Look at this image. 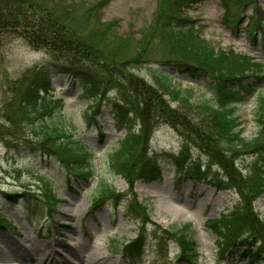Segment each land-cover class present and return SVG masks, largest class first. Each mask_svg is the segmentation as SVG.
<instances>
[{"label":"trees","instance_id":"obj_1","mask_svg":"<svg viewBox=\"0 0 264 264\" xmlns=\"http://www.w3.org/2000/svg\"><path fill=\"white\" fill-rule=\"evenodd\" d=\"M184 1L194 0H157L151 22L141 31L142 37L134 40L133 35L116 31L115 20H102L101 13L109 0H0V63L3 49L15 40H22L35 50L43 49L49 56L23 69L17 77L3 73L0 145L8 152L26 146L42 150L54 156L67 175L84 179L92 176L91 146L62 124L61 110L55 105L58 97L50 94L51 76L66 75L78 86V95L92 112L91 119L96 120L104 102L114 122L124 127L117 147L108 153V163L115 174L128 182L134 176L148 180L159 175L158 159L147 154L155 121L167 122L183 135V150L174 159L180 167L187 163L186 169L195 180L205 178L206 171L196 159L187 156L185 144L200 145L224 173L223 179L207 174L205 181L218 189L236 188L241 200L230 212L211 219L208 227L218 246L238 248L244 256L258 258L264 254V221L252 203L264 194V164L259 165L261 170L254 176L246 178L234 165V159L244 152L263 157L264 94L257 87L264 84V65L247 53L211 45L195 22L180 13ZM222 7L235 27L242 22L248 7L252 8V16L247 25L255 15L263 18L259 0H222ZM258 26L264 28L260 23ZM108 41L117 42L118 46L113 51L101 48L99 44ZM92 60L102 74L96 75L90 68ZM139 63L149 64L147 69L154 84L130 72L129 67ZM180 73L199 77L211 96L191 103L193 92L172 81ZM114 80L122 83L120 94L110 99L105 91ZM254 95L253 117L258 129L248 138L242 134L235 105ZM170 101L175 102L174 107ZM40 181L41 195L36 197L54 210L58 200L51 180L41 177ZM95 191L100 199L118 196L114 185L102 176ZM129 206L135 219H150L147 204L132 199ZM0 224L7 226L3 221ZM191 227L186 224L167 229L179 243L183 258L195 249L189 234ZM142 245L136 237L123 247L135 254Z\"/></svg>","mask_w":264,"mask_h":264},{"label":"rangeland","instance_id":"obj_2","mask_svg":"<svg viewBox=\"0 0 264 264\" xmlns=\"http://www.w3.org/2000/svg\"><path fill=\"white\" fill-rule=\"evenodd\" d=\"M259 3L263 18L255 15L247 25L252 16V8L248 7L238 27L225 15L222 0L184 1L180 13L192 19L201 35L215 48L247 53L264 65V28L258 26L259 23L264 25V0ZM156 5L157 0H109L101 18L115 20L118 33L133 35L136 40L142 37L141 31L151 22ZM99 45L106 51H113L118 43L108 41ZM2 54L0 86L4 72L14 78L23 69L49 58L43 49H32L22 40L8 44ZM97 62L92 60L90 68L100 75ZM148 65L139 63L129 70L154 84ZM172 81L193 92L189 97L191 103L211 96L199 77L180 73ZM50 83V94L58 97L59 102L55 105L61 110L62 124L91 146L92 176L84 179L67 175L63 165L42 150L26 146L8 152L0 145V220L9 227L0 224V236L4 237L0 238V246L5 251L20 246L28 259H15L13 264H38L35 262L40 256L38 247L50 251V260L60 264L65 259L70 264H79L77 255L71 252L73 249L79 252L81 249L86 255H97L98 259L102 258L100 264H264V254L253 258L244 256L238 248L227 250L225 246H218L208 222L230 212L241 200L236 188L218 189L214 183L205 181L207 174L223 179L224 173L200 145L185 144L187 156L196 159L206 171L205 178L195 180L186 169L189 168L187 163L180 167L174 159L183 150V135L171 124L155 121L147 142V154L158 159L159 175L148 180L134 176L128 182L115 174L108 163V153L117 147L124 127L114 122L106 103H102L94 121L85 99L78 95V86L66 75H52ZM121 84L117 80L110 82L106 97L119 96ZM257 88L264 94V84ZM170 104L175 106L174 101ZM235 106L243 136L253 137L258 129L253 117L256 95ZM262 156L254 152L240 153L234 159V165L246 178L252 177L261 170L259 165L264 164V153ZM100 176L114 185L117 197H98L95 187ZM41 177L51 180L58 200L54 210L36 197L41 195ZM211 180L216 182V179ZM132 199L148 205L150 219L141 221L130 214ZM252 204L253 210L264 221V194ZM186 224L192 226L189 234L195 249L183 258L179 243L167 229ZM136 237L143 245L138 253L129 254L123 245ZM0 264L7 263L0 261Z\"/></svg>","mask_w":264,"mask_h":264},{"label":"bare ground","instance_id":"obj_3","mask_svg":"<svg viewBox=\"0 0 264 264\" xmlns=\"http://www.w3.org/2000/svg\"><path fill=\"white\" fill-rule=\"evenodd\" d=\"M177 211H179L177 209ZM0 238H4L2 236H0ZM40 251V256L35 259V262L38 264H60L57 262H52L49 258L50 256V251H46L45 248L43 247H38L37 248ZM79 251H76V249H73V251H71L72 253L77 255V259H79V264H100V262L102 261V258L98 259L97 255H91V253H88L87 255L84 254L83 250L79 249ZM81 253V254H79ZM27 253L20 247H10L8 251H5L2 246H0V261L2 262H6L7 264H13V262H15V259L18 260H28L26 258ZM63 264H70V261H68V259L63 260Z\"/></svg>","mask_w":264,"mask_h":264}]
</instances>
